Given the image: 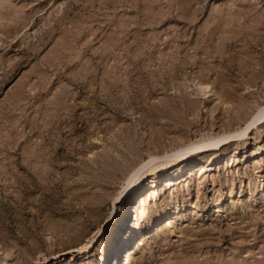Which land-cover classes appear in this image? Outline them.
<instances>
[{"label":"rangeland","instance_id":"rangeland-1","mask_svg":"<svg viewBox=\"0 0 264 264\" xmlns=\"http://www.w3.org/2000/svg\"><path fill=\"white\" fill-rule=\"evenodd\" d=\"M263 104L264 0H0V264H96L78 250L138 165ZM248 134L159 169L146 213L142 180L124 264H264V124Z\"/></svg>","mask_w":264,"mask_h":264},{"label":"bare ground","instance_id":"bare-ground-1","mask_svg":"<svg viewBox=\"0 0 264 264\" xmlns=\"http://www.w3.org/2000/svg\"><path fill=\"white\" fill-rule=\"evenodd\" d=\"M244 124L245 127H240L237 130L226 131L216 136L203 137L193 143L183 145L174 151H171L169 154H166V161L164 160L165 162H161L162 164L160 165H153L155 161L161 158L158 156H150L147 162L138 165L128 175L124 188L113 198V206L106 219L103 223L99 224L98 229L94 232V236L92 235L93 238L88 239L87 241L85 240L86 242L84 241L85 243L78 250V255L85 256L91 249H95L96 246L100 245L96 253V264H124L125 256L133 249V242L137 237L136 231H131L128 234L125 233L129 226V222L134 216L133 210L136 197L131 196L130 194L137 189L146 176H153V180L151 181L147 191H145V193L142 191L139 196L140 211L141 213H146V206L148 205L149 200H157L159 197V169L163 170L164 168H169L176 163L183 162L187 158H190L191 154H207L210 150L219 148L221 150L227 145H233V142L236 140L247 137L249 135L248 133L252 129H258L264 124V104L259 106ZM151 165L152 167H150ZM214 165V158L203 162L200 165L193 164L190 169L192 172V178H194V176L199 172L203 175L201 177L202 179L209 173L210 170H212ZM149 167L150 169L146 171ZM184 170L185 168L176 172L174 175H169L167 181L165 182L166 188L172 189L173 186L179 182L178 180L181 179ZM145 195H148L147 199L146 197L144 198ZM119 204L123 207L121 211L118 208ZM196 208L199 207L196 206ZM217 209L219 211L225 210L221 205L218 206ZM128 213H130V217H128ZM173 218H169L167 221V225L170 227H174L175 225V219ZM159 223V219L154 220V225H158ZM124 226V231L121 233ZM120 234H122L121 238L119 237ZM150 234L151 233L148 230L140 236L141 245L146 244ZM3 253L9 255L8 251Z\"/></svg>","mask_w":264,"mask_h":264}]
</instances>
